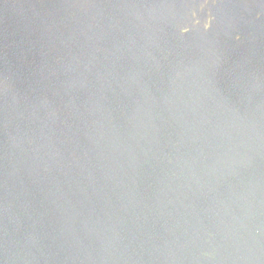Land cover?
Wrapping results in <instances>:
<instances>
[{
    "label": "water",
    "instance_id": "obj_1",
    "mask_svg": "<svg viewBox=\"0 0 264 264\" xmlns=\"http://www.w3.org/2000/svg\"><path fill=\"white\" fill-rule=\"evenodd\" d=\"M0 264H264V0H0Z\"/></svg>",
    "mask_w": 264,
    "mask_h": 264
}]
</instances>
